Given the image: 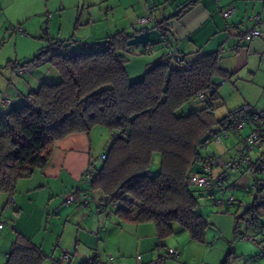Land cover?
I'll list each match as a JSON object with an SVG mask.
<instances>
[{"label": "crops", "instance_id": "0c3cea01", "mask_svg": "<svg viewBox=\"0 0 264 264\" xmlns=\"http://www.w3.org/2000/svg\"><path fill=\"white\" fill-rule=\"evenodd\" d=\"M189 1L0 0V40L6 39L5 34L15 35L14 40L6 39L13 45L12 51L6 49L2 52L0 46V116L18 106L23 96L42 82L60 79L49 64L22 65L37 53L40 33L64 42L61 46L68 41L75 43L66 46L64 53L68 54H75L84 45L116 31L134 33L129 52L123 53L130 79H137L150 63L170 51L185 55L189 61L200 54L218 53V61L228 71L227 79L231 80H236L243 69L248 70L252 58L253 70L244 72V75L245 78L249 76L246 82L255 79L264 70V22L259 25L260 35L249 41L242 39L241 33L253 26L247 19L250 14L264 12V1L196 0L182 10ZM229 7L234 9L224 17L222 11ZM148 15L152 21L140 24L139 18ZM157 24L168 27L164 35L159 32ZM145 35L152 37L156 44L144 43ZM21 46H25L23 51ZM144 46H150L152 50L144 51ZM21 58L25 60L19 63ZM13 64L25 70L20 74L13 72ZM227 79H216L222 84L216 88L218 98L226 108L222 116L248 104L243 85H229ZM260 79L264 82V75ZM5 98L10 102H4ZM248 105L264 110V104L259 107ZM230 139L233 138L209 145L204 154L214 151L220 160L228 159L234 154L238 142L232 143ZM228 141L231 142L228 144ZM262 154L255 151L252 157L257 159ZM90 161L91 154L87 151L79 158V165L72 167V162H77L73 153L50 151L43 167L17 181L14 194L0 192V219L4 222L0 232V264L7 262L12 242L18 235L41 249L44 254L42 264H57L63 250L69 253V257L61 264H95L96 261L105 264L109 255L113 256V264H153L152 261L167 248L178 249L179 255L166 257L164 264H264V252L258 247V243H264V209L254 224L248 225L241 217L253 198L246 203L238 201L233 217L215 215L211 220L214 228H205L202 241L191 238L185 228L174 226L171 235L161 237L153 222H122L107 204V198L98 191L88 192V181L80 179ZM67 163L70 165L68 171L67 167L65 169ZM246 169L251 171L247 166L226 172L223 191L208 195L213 198L214 207L221 206L224 213L230 212L234 198L225 199L226 189L229 182L236 181L241 174L249 175ZM223 171V167H215L214 174ZM69 192L77 195L75 202L66 201ZM219 193L223 195L220 197L222 204H216ZM201 215L204 219L205 216ZM243 234L252 239H243Z\"/></svg>", "mask_w": 264, "mask_h": 264}, {"label": "trees", "instance_id": "16d2710c", "mask_svg": "<svg viewBox=\"0 0 264 264\" xmlns=\"http://www.w3.org/2000/svg\"><path fill=\"white\" fill-rule=\"evenodd\" d=\"M156 26L162 35L168 30L164 24ZM133 34L116 31L75 54L59 53L62 42H50L22 64H49L60 79L42 82L0 116V192L14 194L19 179L45 165L57 139L72 133L90 137L95 127H102L109 140L98 164L91 153L89 176L84 171L80 179L88 181V192L107 198L122 222H153L161 237L171 235L178 223L191 238L202 241L207 224L197 209L199 196L209 194L189 178L199 172L202 150L211 145L206 139L233 125L242 107L216 117V79L229 78L218 53L200 54L191 61L180 55L183 62L177 66L166 53L130 79L123 53L129 52ZM196 101L203 106L192 108ZM187 104L191 108L180 111ZM154 154L160 157L156 170L151 168ZM262 209L264 197L253 195L241 217L251 225ZM43 259L38 246L18 235L5 264H42Z\"/></svg>", "mask_w": 264, "mask_h": 264}, {"label": "built area", "instance_id": "2783aa9c", "mask_svg": "<svg viewBox=\"0 0 264 264\" xmlns=\"http://www.w3.org/2000/svg\"><path fill=\"white\" fill-rule=\"evenodd\" d=\"M233 7H229L226 10L222 11L224 17H228L233 11ZM253 23V26L241 33L242 39L249 41L260 35V23L264 22V12H256L250 14L247 18ZM152 18L150 15L143 16L139 18V23L144 25L150 23ZM152 49L150 46L146 47V51L150 52ZM169 56L171 59L177 63H182L183 60L178 52L170 51ZM186 67H189L190 64L186 62ZM13 72L20 74L25 69L23 67H17L14 64L11 65ZM199 98L202 99L204 96L203 92L198 94ZM4 102L9 103L8 98L3 99ZM242 114L234 122L233 125H228L221 127L217 131H213L210 135V138L206 139L205 143L208 144H220L223 139L229 138L232 134H237L239 137V143L236 146L234 155L225 160H220L214 151H208L203 155L202 161L200 163L199 172L194 173L189 178V183L194 184L199 188H202L205 193L209 195H214L216 191L222 192L224 189L223 182L227 177L226 172L231 171L235 172L243 167H251V171L254 173V177L249 185V190L253 195L258 197H264V179H261L256 176L259 172L264 171V154L259 158L253 159V152L264 153V110L253 109L248 104H243ZM248 128L247 134L244 136L241 135V132L244 128ZM215 167H223L224 171L220 174L215 175ZM86 177L89 176V170L85 173ZM77 195L74 192H69L66 194L67 202H75ZM216 199V204H222V200ZM259 214L253 215L254 219L252 224L257 222ZM249 224V223H248ZM4 226V222L0 219V232ZM243 239L250 240L252 237L244 234ZM259 250L264 252V243H258ZM179 251L176 248H168L164 254L159 255L156 259L152 261L153 264H164L166 257H177ZM69 253L66 250H63L60 257L57 259V264H61L64 260L68 259ZM139 258V256H138ZM95 264H101L99 261H96ZM105 264H113V256L109 255L108 262Z\"/></svg>", "mask_w": 264, "mask_h": 264}, {"label": "rangeland", "instance_id": "374dc122", "mask_svg": "<svg viewBox=\"0 0 264 264\" xmlns=\"http://www.w3.org/2000/svg\"><path fill=\"white\" fill-rule=\"evenodd\" d=\"M9 29V28H8ZM80 31V30H79ZM5 32V29H4ZM140 33V32H139ZM26 33H24L25 35ZM23 35V33H22ZM146 36V35H145ZM4 38L8 39H15V35L13 34H5ZM144 39L143 42H151L152 44H156V42L154 41V39H152V37H143ZM6 39H2L0 40V46H2V52L5 51L6 49L9 50H13V45L8 42ZM58 41L57 39L50 37L48 35H44L43 33H40L39 35V39H38V43L40 44V46H38V52H40L41 50H45L48 48V46H50V42H55ZM101 41V40H98ZM60 42V41H59ZM96 42V41H92L89 45H84L83 48L85 50H89V46L92 47V44ZM64 42H62L63 44ZM75 43L68 41L64 44V46H59L57 47L56 51L59 53H64L66 50V46H71ZM79 45V44H78ZM20 49L23 51L25 49V46H21ZM37 53L31 55V58L36 55ZM23 58L18 59V62H23ZM14 62H17L15 60H13ZM12 61V62H13ZM253 64V60L251 58V61H249V67L247 68L248 70L243 69L241 72V75H238L236 80H231V79H227V83L229 85H233L236 84L237 87H242V91H243V95L246 96L247 98V102L248 104L254 106V107H259L262 104H264V82H261L260 76L264 75V70L260 71L259 74L257 75V77L255 79H253L252 81L246 82V78L249 77L248 75H246L247 77L245 78L244 72L249 71V70H253L251 69ZM172 66H177L176 62H171ZM248 74V72L246 73ZM243 75V76H242ZM260 75V76H259ZM221 80V79H220ZM230 80V81H229ZM244 81V82H243ZM218 86H221L222 84L220 83V81H217ZM219 99V98H218ZM217 99V100H218ZM203 102L201 101H196L193 106H191L192 108H198L203 106ZM217 109H216V117L220 118L225 112H226V108L223 106L222 102L219 99V102L217 101ZM189 105H184L180 111H184L187 112L189 110ZM248 132V128H244L241 132V135L244 136L245 134H247ZM79 135V136H78ZM81 135V136H80ZM90 137L88 134L85 133H72L69 135H66L60 139H57L54 143V145L51 147V151H61L62 153L64 152H69V153H73V155L77 156V162L73 163L72 167H77L79 165V158L83 155L84 152H89V154L92 153L93 156V161L95 163H98L99 159H100V155L101 153H103L105 147L104 144L107 142V140H109V135L107 132L104 131V129L102 127H95L92 132H90ZM229 138H233L230 139L232 141V143L238 139L239 137L237 134H232ZM226 140H228V138L223 139L222 143H224ZM228 141V144L231 142ZM239 143V141H238ZM234 147V146H233ZM209 148V147H208ZM73 151V152H71ZM203 152H205V150H202ZM235 152V151H234ZM89 155H88V159H89ZM59 158V157H58ZM61 158V156H60ZM69 163H67V165H65V169L66 171L70 170V165H68ZM89 164V162H88ZM159 164H160V157L158 156V154H154L153 156V160H152V164H151V168L152 170H156L159 168ZM77 165V166H76ZM246 171H248L246 169ZM248 174H241L238 178H236V181H230V186L228 189H226V193H225V199H228L229 196H232L234 198L233 201V205H231V210L230 212H226L224 213L222 211L221 206L219 208L214 207V203H213V198L209 197V196H199V201H200V206L197 209V212H199L200 214L202 213L205 216V220L208 223L206 229H213L214 225L212 226V218L215 215H228L233 217V213L235 211V207L239 205V202L242 203H246V202H250L253 198L252 193L249 191V185L254 177V173L252 171H248ZM257 177H264V174H256ZM222 193L218 194V197H222ZM5 218H7V216H5ZM7 223L9 224V221H7ZM245 222H244V227H245ZM174 227L179 228V229H183L182 226H180L178 223H174L173 224ZM210 232V231H209ZM244 232V231H243Z\"/></svg>", "mask_w": 264, "mask_h": 264}]
</instances>
